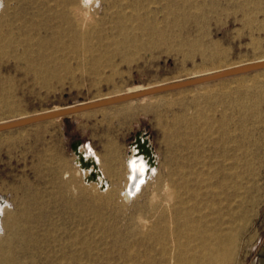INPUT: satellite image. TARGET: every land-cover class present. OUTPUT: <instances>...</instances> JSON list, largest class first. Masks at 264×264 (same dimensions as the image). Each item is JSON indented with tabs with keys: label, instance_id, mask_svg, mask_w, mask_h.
I'll list each match as a JSON object with an SVG mask.
<instances>
[{
	"label": "rangeland",
	"instance_id": "rangeland-1",
	"mask_svg": "<svg viewBox=\"0 0 264 264\" xmlns=\"http://www.w3.org/2000/svg\"><path fill=\"white\" fill-rule=\"evenodd\" d=\"M96 1L87 15L91 20L96 13L102 15L107 4ZM4 2L0 0V13ZM141 2L151 3L153 18L167 25L169 36L158 45L118 55L70 52L65 56L69 67L48 72L44 80L36 71L18 67L8 51L0 52V122L264 57V0ZM95 55L99 64H92ZM138 134L152 146L158 171L127 201L121 194L127 181L125 163ZM77 141L95 149L103 162H116L117 174L106 175L115 194L112 200H107L108 192L84 184L83 175L76 172ZM183 163L202 171L199 178L190 177L202 195L207 175L212 182L226 179L224 189L218 188L220 208L234 212L238 229L229 264H249L257 244L264 242V68L1 131L0 202H9L18 225L14 231L4 223L0 244L12 252L16 264H58L30 256L17 232H25L27 239L33 231L42 239L53 232L66 242L77 231L98 234L100 221L125 227L134 216L150 217L166 208L168 171ZM99 210L102 218L93 214Z\"/></svg>",
	"mask_w": 264,
	"mask_h": 264
},
{
	"label": "bare ground",
	"instance_id": "bare-ground-1",
	"mask_svg": "<svg viewBox=\"0 0 264 264\" xmlns=\"http://www.w3.org/2000/svg\"><path fill=\"white\" fill-rule=\"evenodd\" d=\"M4 1L0 13V52L8 51L6 54L15 59L18 67L36 71L35 75L41 80L48 72L69 67L65 56L70 52L118 55L120 52L154 46L167 35V25H161L153 18L151 3L143 4L141 0L121 3L104 0L107 4L103 14L96 13L92 20L87 15L96 0ZM99 10L97 6L98 13ZM164 16L167 18L168 13ZM258 60H264V57ZM94 63H100L98 55L94 56ZM151 87L130 89L126 93ZM239 127L241 129L242 126ZM73 149L76 172L83 175V183L95 185L103 193L108 192L106 198L112 200L115 194L106 175L117 174L114 167L116 162H103L95 149L83 147L80 141L73 145ZM126 158L127 181L121 194L128 201L158 170L154 150L141 134L136 136ZM188 168L183 163L168 171L165 180L166 208L156 210L150 217L134 216L129 222L126 221L128 224L125 227H120L115 221H100V224H96L98 234L88 236L77 231L66 242H62L53 232L44 234L47 239H42L31 228L29 230L33 232L28 239L22 230L17 234L26 242L30 256H40L48 262L57 260L58 264L65 261L68 264H109L112 260L124 264H229L234 255L238 229L234 225V212H223L220 208L222 198L218 188L225 187L227 181L212 182V175H207L202 179L208 183L202 195L190 183V177L199 178L202 171ZM93 214L98 218L103 217L102 210ZM4 223L14 231L17 229V215L7 200L0 202V234L5 229ZM0 264H16L12 252H5L2 244Z\"/></svg>",
	"mask_w": 264,
	"mask_h": 264
},
{
	"label": "water",
	"instance_id": "water-1",
	"mask_svg": "<svg viewBox=\"0 0 264 264\" xmlns=\"http://www.w3.org/2000/svg\"><path fill=\"white\" fill-rule=\"evenodd\" d=\"M263 68H264V60H258V61L248 62L245 64H241L238 66H234L231 68L219 70V71L208 73V74H202V75L190 77V78L183 79V80L160 84L157 86H153L151 88H146V89H142V90H138L134 92L123 93V94H118V95H113V96H107V97L100 98L97 100L84 102V103H80L76 105L65 106L62 108L51 109L45 112H40L37 114L20 117L15 120L0 122V132L13 129V128H17V127L27 126V125L42 122V121H46L49 119H54L57 117L67 116V115H71L74 113L84 112V111L99 108V107H104V106H109V105H113V104H117L121 102L130 101V100L141 98V97L148 96V95H154L157 93H162V92L171 91L175 89L194 86V85L214 81L217 79H221L224 77H229L232 75L246 73V72L259 70Z\"/></svg>",
	"mask_w": 264,
	"mask_h": 264
},
{
	"label": "crops",
	"instance_id": "crops-1",
	"mask_svg": "<svg viewBox=\"0 0 264 264\" xmlns=\"http://www.w3.org/2000/svg\"><path fill=\"white\" fill-rule=\"evenodd\" d=\"M249 264H264V242L257 244V249Z\"/></svg>",
	"mask_w": 264,
	"mask_h": 264
},
{
	"label": "snow or ice",
	"instance_id": "snow-or-ice-1",
	"mask_svg": "<svg viewBox=\"0 0 264 264\" xmlns=\"http://www.w3.org/2000/svg\"><path fill=\"white\" fill-rule=\"evenodd\" d=\"M133 179H135V177H133Z\"/></svg>",
	"mask_w": 264,
	"mask_h": 264
}]
</instances>
